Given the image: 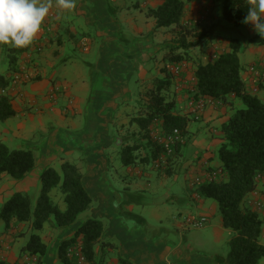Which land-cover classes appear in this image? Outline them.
<instances>
[{
  "label": "trees",
  "instance_id": "16d2710c",
  "mask_svg": "<svg viewBox=\"0 0 264 264\" xmlns=\"http://www.w3.org/2000/svg\"><path fill=\"white\" fill-rule=\"evenodd\" d=\"M207 2L210 14L205 23L183 21L185 0H162L156 8L147 10V16L155 20V27L168 28L172 36L163 42L166 52L160 68L161 75L154 77L153 84L140 95L137 116L130 120L137 124L143 141L122 147L119 157L124 166H132L138 162L142 165L152 163L155 169L165 172L170 170V162L182 145L185 134L189 132L188 114L179 113L175 93L171 94L176 76L172 72L173 66H179L178 75L188 67L187 64L193 65L192 75L186 81L189 87L185 89L187 93L195 90L192 94L195 104L206 98L225 104L231 102L230 96L240 100L242 107L236 109L222 127L223 142L217 153L220 165L212 169L215 176L200 182L195 192L217 203L223 227L232 232L227 242V254L219 264H259L264 257V244L261 243L264 220L258 211L245 203V199L256 190L258 181L264 175V100L250 92L247 79L244 80L241 75L244 71L239 57L242 49L236 36L226 37L225 40L220 38L222 42L227 41L226 45L218 51L216 49L206 63L193 58L189 50L191 47L207 46L215 31L225 28L221 26V21L232 25L230 27L237 33H245V44L263 45L264 39L257 33L250 35L246 28H242L241 21L247 15L249 7L247 0ZM218 4L221 7L219 19L213 14ZM33 45L34 50H41V45L39 42L35 44V40L27 48L11 49L9 67L17 68V61ZM245 47L246 45L243 49ZM260 61L255 63L256 68L264 70ZM258 79L257 84L260 85ZM12 80L9 75L0 73V121L16 114L7 93ZM260 87L264 89L263 84ZM154 125L159 126L160 130L156 137L151 133ZM174 129L178 131L179 140L171 147V152L167 153L164 144L157 138L173 133ZM135 151L137 154H134ZM34 165V155L30 150L13 148L0 141V174L21 180ZM83 179L79 168L63 162L61 173L47 168L40 174L37 196L15 192L2 205L0 218L5 228L22 223L30 226L31 232L22 250L25 256L36 258L35 264H40L47 254L45 242L35 231H41L44 224L56 227L59 231L65 230L91 206L92 198ZM53 189H58L61 193L64 209L52 200L50 193ZM19 233L23 234V231L20 230ZM103 233L104 227L100 219L84 220L70 237L59 242L57 253L60 264H102L104 248L115 249L113 244L104 242ZM69 250H72V254ZM74 252L79 253L83 258L82 262H78ZM115 255L116 264H136L119 254V251ZM0 264L4 263L0 261Z\"/></svg>",
  "mask_w": 264,
  "mask_h": 264
},
{
  "label": "rangeland",
  "instance_id": "374dc122",
  "mask_svg": "<svg viewBox=\"0 0 264 264\" xmlns=\"http://www.w3.org/2000/svg\"><path fill=\"white\" fill-rule=\"evenodd\" d=\"M84 1L85 0H76V7L83 5ZM139 1L140 0L105 1V4L112 6V9L114 7L113 10L116 12H113V17L117 19L120 26V33L117 31L118 28H114L113 31H109L110 34L108 39L104 38V36H108V33L102 35V39L107 41L104 50L105 55L112 50L113 52L109 54L110 57H112V55H117V53L124 57V61L127 59L124 55H133V57L126 61L124 66L122 64L126 69L123 70V73H120L123 80L126 81L124 86L131 92L126 94V97H129V99L118 100V109H110L109 113L104 112V114L111 115L112 117L113 126H110V132H113L117 136L118 143H110L109 146H107L106 156L107 159H109L107 177L112 183L113 190L111 192L108 190L109 200L106 202V207L102 206L100 212H96V215L98 219L102 221L104 231L109 229L118 237H107L105 240L113 244L115 249H109L108 247L104 248V251H102L104 259L102 264H109L110 262L108 260L115 259V254L120 250L119 241H122L121 237L123 234L130 237L131 234H133L134 237L136 236L135 239L131 238L132 241L137 242L140 240L139 242L144 245L147 252L153 251V253L161 255V251L163 252L165 247L168 248L167 250L171 248V250H173L175 244L178 248L186 245L190 250L189 252L194 262L210 264V262H207V259L213 256L215 259L212 264H219L227 254V242L232 236V232L230 230H222L221 233L218 226L221 215L218 205L214 201H212L214 209L210 211V218H207L203 226L199 228L190 226V228H187L188 224L185 225L184 223L187 216L182 208L190 209L193 218L197 219L200 216L198 217L196 210L191 208L192 203L189 201V194L194 191L197 184L191 182L193 178L192 174L186 175L184 173L183 168H185V165L180 168V160L179 162L172 163L169 170L171 174L167 175L165 171L155 169L152 163L149 165H142L138 162L132 166H124L119 157L122 147L117 146L121 143L120 141L122 138H130V136H132V139L129 140V145L143 141L140 139L141 132L137 124L132 123L130 120L137 116L138 106L141 101L140 95L153 84L154 77L161 75L160 68L163 65V56L166 52V45L163 42L170 39L172 36L168 28L153 27V30H149V27L146 25V19L154 20V18L146 15L147 10H145V7H143L145 9L142 10L141 8L138 9L134 7ZM114 2H118L117 7L112 5ZM53 10H56V15L60 18L56 20L51 18L48 14V21L61 22L63 30L58 34L61 35L62 42L68 44L69 35H73V41L76 46L71 47L70 44H68L69 48L62 51L55 42L56 35L54 34H57L56 31H54L55 29H53L52 26H48L49 31H47V36L45 37L47 43H44L42 39L39 44L41 45V51L43 53L51 52L52 56H54L53 51H59L60 55L53 58L55 67L53 64H45L44 68L46 74L44 73V76H46V79L43 84L44 88L42 92L38 94L36 100L31 96L25 95L22 99V103L18 101L22 109L17 110L13 117L5 121H0V134H3L0 135V141L10 147H15L21 143V149L30 150L35 159V165L31 170L32 172H30L34 173L38 179L40 174L47 168H53L61 173V164L63 162L75 165L84 176L86 174L85 172L88 170L86 166V154L83 148L87 145L90 146L93 141L88 139V142H84L80 146V138H75L74 140L73 138H69L70 136L67 138L69 135H67V133L73 130L65 126L68 123L65 121L67 118L66 116L70 113L71 104L70 100H67L65 96L62 98V92L58 87H56L57 89H55V87L50 88L52 82V78L50 77L51 71L54 72L53 77H57L56 86L62 85L70 89L69 91L73 97L84 100L85 102L90 99L91 95L82 88V84L89 81L101 82V79L99 80L97 78L99 75L94 71L96 68L95 66H97L98 50L101 44V38L99 39L97 36V25L91 23L89 19L88 21L90 23L82 18L74 17V9L70 11L59 9L55 5V0H53V7L50 9L49 13ZM220 13L221 7L220 4H218L213 14L219 19ZM205 14H208V10H206ZM201 18L198 19L199 21H192V23H199L200 21L202 23L208 22L205 15L204 18ZM129 20L135 21L137 28H139V32L135 31V28ZM220 24L222 27L225 26V28H220L215 31V35L210 41V44L217 46L219 44L223 45L220 38L225 40L226 37L236 36L240 41L241 53H243L244 45H248L247 43L245 44V33L233 31V28L230 27L232 25L227 22L221 21ZM242 24V28L250 30L251 35L256 33L251 24ZM73 27L75 32L73 31L74 33H71ZM239 28L238 26V29ZM41 29L40 32L42 31ZM40 32L38 34H40ZM84 35L88 37L86 40L83 39ZM88 45L90 50L86 49ZM33 48L34 45L29 49V54L35 56L37 51ZM11 49L12 48H9L7 45H0V73L4 75L8 74ZM115 50L119 52L114 54ZM206 50L207 46L203 48L197 46L191 48L189 52L191 55H194V57L201 59L204 57ZM24 55L25 54L22 56ZM122 56L119 57L122 59ZM60 58L62 59L60 60ZM21 59L22 57H20V60ZM257 62L258 61H255V59L250 62L242 61L243 70L249 71V68L255 65V63L257 64ZM138 65L144 68L140 67L142 73L137 71ZM151 68L154 71L150 70ZM174 80V85L172 87L173 93L171 94L175 93V96L178 94L185 95L186 93L183 91L185 87H189V85L185 83L189 80L185 77V70H181V73L178 75L176 74ZM99 90L101 91L100 87ZM111 93L112 89L103 85V93L101 95L104 99H109L112 95ZM259 95L261 98L264 97L263 92ZM176 105L178 104L176 103ZM178 108L179 106H177V110ZM179 110L180 114H188V129L190 127V129L193 130L198 127L199 122L194 119V114L187 113L186 111L184 112L181 109ZM43 116L49 118L51 121L50 126L42 123L43 121H41L40 118L44 119ZM72 117L76 119L74 120L76 125L79 127L85 126L83 116L74 114ZM60 122H64L61 124V127L58 125ZM51 127H53V129ZM35 128L43 135V138H40L41 135L39 136L33 131ZM58 128L63 129L60 130ZM51 129L54 130L53 134L52 132L49 134ZM201 130L202 129L199 127L198 131L200 132ZM159 131V126L154 125L151 133L155 137L160 134ZM191 133L192 132L186 133L184 138H190ZM50 136L52 138H50ZM45 137L47 138L46 140ZM46 150L52 151L53 154L51 157L43 159L40 156L43 151ZM134 154H137V152L135 151ZM9 181L11 182L13 180L9 178ZM260 181L261 180L258 181V184L262 183V181ZM58 191V189H53L50 195L52 200L61 209H64L65 205L62 201V195ZM29 192H32V190H29ZM93 192L95 193V191ZM94 193L92 195H94ZM106 194V192H100L99 196ZM59 195H61L60 198ZM114 197L116 200H114ZM113 200L119 212L115 213L116 210L113 208L114 214L119 216L117 226L116 222L111 217L113 216L112 207H107V203H113ZM124 202L131 203V208L129 210L123 206ZM92 204L94 205L95 202H92L91 206ZM91 206L89 208H91ZM84 214L85 212L80 214L73 225L81 223V221L85 219ZM177 225H180L181 228L176 227ZM51 228V226L49 227L47 225L43 231H39L45 240L49 239L51 236L54 237V235H51L54 233ZM179 230L180 234H177ZM49 247H51V244H49ZM57 248L58 246L56 250H54L55 246L53 249L51 247V249H48V252L51 253L52 250L53 253L51 255L56 256ZM48 252L45 257H47ZM164 253L166 254V252ZM45 257L42 258L43 262H41V264H46ZM259 264H264V257L260 259Z\"/></svg>",
  "mask_w": 264,
  "mask_h": 264
},
{
  "label": "crops",
  "instance_id": "0c3cea01",
  "mask_svg": "<svg viewBox=\"0 0 264 264\" xmlns=\"http://www.w3.org/2000/svg\"><path fill=\"white\" fill-rule=\"evenodd\" d=\"M106 0H85L83 5H80L79 7H76L74 9L75 15L74 17L82 18L83 20H86L87 22L91 21V23L97 25L98 32L97 36L100 39L101 38V44L100 48L98 50V58H97V66H95V73H97L99 76L97 77L99 80L101 79V82L98 83V81H89L82 84V88L90 93V99L88 101L79 100L78 98H75L71 95L70 89L63 87L62 85L56 86L57 77L54 76V72L51 71L50 77L52 78L51 87L59 88V90L62 92V98H65L67 100H70V113L68 116H66V121L68 122L65 126L68 128H72L73 130L70 133H67V138H80L79 144L80 146L84 142H88V139L93 140L91 142L90 146L84 147L82 150L86 154V160H87V172L83 176L84 177V183L85 186L87 185V190L89 193H91L92 202H95V204L91 206L87 211H85L84 217L86 219L88 218H98L96 215V212H100L102 206L106 207V202L108 199L109 191L111 192L113 190V186L110 180H108L107 177V166L109 159H107V146H109L110 143L116 144L117 142V136L110 132V126L112 125V117L111 115L104 114V112L110 111V109H118L119 104L118 100H126L129 99V97H126V94L131 93L129 89H127L124 84L126 81L123 80V77L120 75V73H123L126 68H124V64H126V61L130 60L133 55H124L127 59L124 61V57L120 54H118L115 50V53L117 55H112V57L109 56L113 51L111 50L110 53L107 52V55H105V46L107 44V41H105L102 35L105 33H108V36H104L105 39L109 38V31H113L114 28H118L119 31V22L117 19L113 17V12L115 10L114 7L112 9V6L105 4ZM162 0H140L138 3L134 5L135 8H138L141 10H149L156 8ZM185 14L183 17V21L186 23H191L192 21H199L198 19L206 16L210 13L209 9V3L207 0H185ZM90 3V4H89ZM118 2H114L112 5L117 7ZM145 7V8H143ZM206 10H208V14L206 15ZM116 12V11H115ZM147 15V14H146ZM49 16L51 18H54L58 20L60 17L56 15V10L51 11L49 13ZM44 22L42 23V31L40 34L37 35L35 39V44L40 43V41L43 39L44 43H47L45 41V37L47 36L48 26H52L54 31H56V39L55 42L58 45L59 48L62 49V51L67 50L69 48V45L71 47L76 46L73 41V35H69V42L68 44L62 42V37L58 33L63 30L61 22H51L48 21L47 17L45 18ZM89 19V21H88ZM202 19V18H201ZM132 26L135 28L136 32H139V28H137V25L135 24V21L129 20ZM154 21V22H152ZM90 23V22H89ZM146 25L149 27V30H153V27H155V20L146 19ZM72 30V31H71ZM71 33L75 32L74 27L71 29ZM74 31V32H73ZM96 31V30H95ZM248 33L251 35L250 30H248ZM52 34V33H51ZM88 37L84 35L83 39L86 40ZM116 38V37H115ZM219 39V38H218ZM192 40V39H191ZM54 42V43H55ZM227 42V41H225ZM224 41L222 42L223 45H207V50L205 52L204 57L201 59L194 57L197 59V61L201 60L202 63H206L211 56L219 49L224 47L226 45ZM51 43V42H50ZM225 43V44H224ZM49 44V43H48ZM66 47V49H65ZM192 48V47H191ZM190 48V49H191ZM87 50H90L89 45L86 47ZM37 54L34 56L32 54L25 53L24 56H22L21 60H18L16 63V67L13 69L12 67H8V74L10 77L13 78L11 81L9 87L7 88V93L11 97V103L15 111L21 110L20 104H18V101L21 103L23 102L22 99L25 95L33 97L34 100H36L38 94L42 92L43 84L45 83L46 76H44V73L46 74V70L44 68L45 64H53L55 67V64L53 62V58L56 56H59V51L54 50L53 55L51 52L43 53L41 50L36 52ZM125 54V53H124ZM122 56V59L120 57ZM48 59V61H47ZM62 58H60L61 60ZM242 59V60H241ZM259 61L264 59V44L263 45H256V44H249L244 48L243 53H240V61L250 62V61ZM102 64V65H101ZM123 64V66H122ZM188 67L184 68L185 70V77L187 79H190L192 75V69L193 65L190 63L187 64ZM142 67L141 65H138L139 73H142ZM124 68V69H123ZM143 68V67H142ZM144 69V68H143ZM148 69V68H147ZM154 71L152 68L150 69ZM94 73V72H93ZM184 75V73H183ZM243 79H247V85L250 89V92L252 94H257L260 98L261 96L259 94L264 93V89L260 87V85L257 84L256 76L249 71H242L241 73ZM15 76H18L19 79L16 80ZM26 76V79H23V77ZM142 78V77H141ZM108 86L109 89H112V95L109 99H104V97L101 95L103 93V85ZM186 83V82H185ZM94 84V85H93ZM188 84V83H187ZM189 85V84H188ZM99 87L101 88V91L99 90ZM69 91V92H68ZM195 91V90H194ZM193 91V92H194ZM184 94H178L176 95L177 99V106H179L178 109H181L182 111H186L187 113L193 114L192 111H194V105H195V99L193 98L192 93H187V90L185 89L183 91ZM125 94V96H124ZM60 96V94H59ZM230 103L225 104L221 103L217 100H211L209 101L204 109L197 113L195 115L196 120H198V130L199 127L202 129L200 132L197 130V128L191 130L190 127L188 129V133H191L190 138H183L182 145L179 147V150L173 160L170 163H176L181 161L180 168H182L185 165V168H183V171L186 175H193L191 182L195 184H199L200 182L205 181L206 179L211 178V174L213 173L212 169L219 167L220 161L218 159V147L223 142V131L222 127L227 122L229 117L234 113V111L237 108L242 107V103L240 100L234 98V96H230ZM264 100V97H262ZM74 114H77L79 116L84 117V123L85 126L79 127L76 125L74 117H72ZM197 116V117H196ZM44 117V116H43ZM42 123L46 124L47 126H50L51 121L49 118L44 117L40 118ZM68 120V121H67ZM64 122L58 123V125L61 127V124ZM34 127V126H32ZM53 129V127H51ZM188 128V126H187ZM50 130L49 134L54 130ZM63 129V128H58ZM33 131L37 135H41L40 138L43 136L38 132V130L33 129ZM40 131V130H39ZM56 132V131H55ZM54 132V134H55ZM51 134V135H52ZM3 135V134H0ZM5 135V134H4ZM6 136V135H5ZM132 136L130 138H122L121 143L117 147H124L129 143V140H131ZM43 138V137H42ZM50 138H52L50 136ZM47 138L45 137V140ZM97 140V142H96ZM131 142V141H130ZM118 143V142H117ZM184 146V147H183ZM13 148L21 149V143L19 145H16ZM75 148V147H74ZM81 148V147H80ZM53 154L52 151L46 150L43 151L41 154V158L47 159L51 157ZM193 162V163H192ZM164 171V170H163ZM32 172V171H31ZM30 172V173H31ZM28 173L23 179L21 180H14L11 179L6 174H0V209L2 205L5 203V201L15 192H26L34 194L35 196L38 195L39 189H40V182L39 179L36 178V175L34 173ZM167 175L171 174V171L167 170L165 172ZM9 178L13 181H9ZM262 183H259L257 185V188L255 191L249 193L246 196L245 203L248 204L252 209L258 211L260 213V216L264 220V175L260 179ZM260 181V182H261ZM39 184V185H38ZM197 187V186H196ZM195 187V189H196ZM109 188V189H108ZM192 191V193L189 194V201L192 203L191 208L195 209L197 212V216H205L206 218H210L209 214L210 211L214 209L213 206V200L208 199L205 197H202L198 195L196 192ZM29 190H32V192H29ZM109 190V191H108ZM95 191V193L93 192ZM59 192V191H58ZM94 195H92L93 193ZM107 193L106 195L99 196V193ZM60 194V193H59ZM61 195H59L60 198ZM118 197V196H117ZM100 200V201H99ZM114 200L116 198L114 197ZM113 200V203H107V207H112V212L114 211L113 208L117 211V208L115 207V201ZM215 202V201H214ZM123 206L126 209L131 208V203L124 202ZM110 209V208H109ZM183 211L186 212V220L185 225L188 224L187 228H190L189 221L195 220L196 218H193L190 209L182 208ZM126 212V211H125ZM119 213V212H118ZM123 216V215H121ZM113 220L116 222H119V216L114 214L111 216ZM198 219V218H197ZM83 220V221H84ZM81 221V223L83 222ZM80 225V223L72 224L71 226L67 227L65 230L57 229L56 227H52V233L51 235H54V237H49V239H44L39 231H35V233H38L41 237V239L47 243V252L48 249H53V247L58 246L59 242L62 239H65L67 237H70L76 228ZM47 226V224H44L43 229ZM49 226V225H48ZM219 228L222 233V230H229L223 227L222 220L220 217V223ZM26 227V228H25ZM50 227V226H49ZM176 227L181 228L180 225H177ZM25 229V230H24ZM43 229L41 231H43ZM22 230L23 234H20L19 231ZM187 230V229H184ZM133 231V230H132ZM31 232L30 226L27 227L26 224H18L15 227L10 226L9 228H5L4 222L0 218V261L4 264H23V258L25 257V253L22 250V247L25 245V243L28 240L29 234ZM160 232V231H159ZM130 233V232H129ZM131 234V233H130ZM177 234H180V230L177 231ZM107 237H118L115 235L114 232L111 230H106L103 233V240L107 239ZM138 237V235H137ZM131 238L134 237L133 234L130 236L122 235L121 239L122 241H119V247L120 250L119 254H121L123 257L128 258L135 262L136 264H200L197 262H194L193 258L191 257L190 250L187 248L188 246L184 245L183 247H173V250H167L168 248L165 247L163 252L161 251V255L158 253L147 252L146 248H144V245L140 243L139 241L134 242ZM141 239V238H140ZM229 240V239H228ZM53 242V243H52ZM261 243L264 244V224L262 228V236H261ZM49 244H51V247H49ZM163 248V247H162ZM161 250V249H160ZM166 252V254L164 253ZM53 251L51 250V253L48 252V255L46 258V264H60V259L58 257V253L56 256L51 255ZM215 257L210 256L207 259V262H210V264L214 263L213 260ZM110 263L113 264L115 262L114 259L108 260ZM43 262V261H41ZM40 262V264H41Z\"/></svg>",
  "mask_w": 264,
  "mask_h": 264
},
{
  "label": "clouds",
  "instance_id": "9594fccd",
  "mask_svg": "<svg viewBox=\"0 0 264 264\" xmlns=\"http://www.w3.org/2000/svg\"><path fill=\"white\" fill-rule=\"evenodd\" d=\"M247 15L241 21L251 24L264 39V0H247ZM61 10H73L76 0H55ZM53 7V0H0V45L12 49L33 44L41 25Z\"/></svg>",
  "mask_w": 264,
  "mask_h": 264
},
{
  "label": "built area",
  "instance_id": "2783aa9c",
  "mask_svg": "<svg viewBox=\"0 0 264 264\" xmlns=\"http://www.w3.org/2000/svg\"><path fill=\"white\" fill-rule=\"evenodd\" d=\"M260 64H262V66L264 65V59L260 61ZM179 70H180L179 66H173V68H172V72L175 74H177L179 72ZM249 71L252 74H254L257 78H259L258 79L259 82L264 85V70L256 68V65H252L249 68ZM15 79L18 80L19 77L15 76ZM23 79H26V76H24ZM211 100L212 99H210V98H206L205 100L204 99L198 100L197 103L194 105V111H192L193 114L197 115V113L202 111L204 109L205 105ZM157 139H159V141H161L164 144V146L167 150V153H170L171 147L173 145H175V143L179 140L178 131L176 129H174L173 133L167 134V135L163 136L162 138H157ZM214 176H215V172H213L211 174V178H213ZM206 221H207V218L205 216H200L198 219L189 221V225L192 227L199 228V227L203 226V224ZM69 253L72 254V250H69ZM74 254L77 257L78 262H82L83 258L79 255V253L74 252ZM35 262H36V258L34 256H31V257L25 256L23 258V264H35Z\"/></svg>",
  "mask_w": 264,
  "mask_h": 264
}]
</instances>
